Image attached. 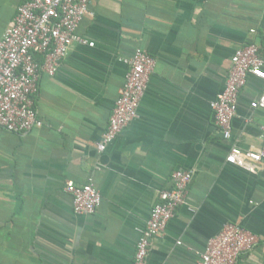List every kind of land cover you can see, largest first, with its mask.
I'll return each instance as SVG.
<instances>
[{
    "label": "crops",
    "instance_id": "obj_1",
    "mask_svg": "<svg viewBox=\"0 0 264 264\" xmlns=\"http://www.w3.org/2000/svg\"><path fill=\"white\" fill-rule=\"evenodd\" d=\"M23 1L0 0V38ZM78 33L94 46L74 44L53 76L41 73L42 126L0 127V264H132L176 168L193 170L187 202L151 240L146 264H196L227 222L258 236L236 264H264V171L225 161L234 145H260L264 109L251 102L264 81L248 77L229 139L210 108L237 47L254 41L264 58V0H89ZM136 47L156 59L138 117L98 152L124 84L119 58ZM88 179L101 204L77 215L64 185Z\"/></svg>",
    "mask_w": 264,
    "mask_h": 264
},
{
    "label": "built area",
    "instance_id": "obj_2",
    "mask_svg": "<svg viewBox=\"0 0 264 264\" xmlns=\"http://www.w3.org/2000/svg\"><path fill=\"white\" fill-rule=\"evenodd\" d=\"M87 14L89 0H24L17 7L12 25L0 38V127L22 134L42 126L35 108L41 73L53 76L74 44L94 46V42L78 33L79 24ZM119 60L127 67L124 84L96 143L98 152H103L138 117L139 103L156 66L155 57L141 47ZM249 76L264 81V58L254 41L235 49L224 88L210 101L214 124L225 139L231 137L238 97ZM251 107L264 109V91L251 102ZM260 129L258 147L241 149L234 145L225 161L252 173L264 171V125ZM192 179L193 170L172 171L170 186L158 192L149 217L139 229L132 264H146L151 240L163 236L178 207L187 202ZM64 191L71 196L73 212L77 215L92 214L101 204V195L92 179L82 184L67 180ZM257 242L258 236L252 231L227 222L208 239L196 264H236L240 255Z\"/></svg>",
    "mask_w": 264,
    "mask_h": 264
}]
</instances>
